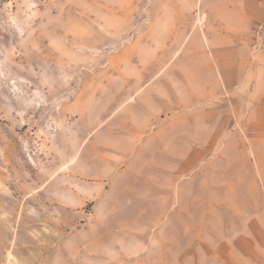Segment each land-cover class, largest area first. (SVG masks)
Returning <instances> with one entry per match:
<instances>
[{
	"label": "rangeland",
	"instance_id": "1",
	"mask_svg": "<svg viewBox=\"0 0 264 264\" xmlns=\"http://www.w3.org/2000/svg\"><path fill=\"white\" fill-rule=\"evenodd\" d=\"M204 14L201 0H0V264H264L261 110L172 105L196 30L209 53ZM174 132L189 154L170 170L149 138ZM170 171V189L143 190Z\"/></svg>",
	"mask_w": 264,
	"mask_h": 264
},
{
	"label": "crops",
	"instance_id": "2",
	"mask_svg": "<svg viewBox=\"0 0 264 264\" xmlns=\"http://www.w3.org/2000/svg\"><path fill=\"white\" fill-rule=\"evenodd\" d=\"M201 5L206 16L203 34L209 53L204 50L200 40L201 35L196 30L195 37L189 40V47L197 48V55L191 54V63L188 67L190 93L179 94V97L174 98L175 102L172 105L181 106V99H184L186 102L189 100L191 106H207V108L209 106H229L225 97L236 96L239 100L238 106H251V109L261 110L259 116H251L248 120H251V124L257 130L254 131L255 142L264 143V33L261 37L262 41L259 39L257 41V43L260 42L258 45L261 48L256 53H253L252 49L256 43L255 31L258 27L264 28V0H201ZM203 58H205L206 65L198 61H203ZM215 100H220L221 103H216ZM148 108L151 111L157 109L152 104ZM213 115L214 111L211 109L205 119L206 127H211L210 143H213L217 136L213 133ZM171 124L177 123L172 121ZM183 137L184 142L195 140L191 134ZM179 138L180 136H177L175 132L169 136L161 133L154 134L149 138L150 143L156 142L157 144V151L154 154L161 160L158 162L163 168L170 165L169 169L174 170L172 162L167 163L163 160L182 158L189 154L181 150L182 141H179ZM255 157L264 159V151L259 150L257 144ZM258 168L263 173L264 162L261 161ZM146 178L148 182L144 183L145 188L141 186L133 188L139 191H149V186L155 184L158 190L170 189L177 181H180L181 172H178V175L172 171L163 172L157 174V177L149 175ZM148 219L159 224L172 222V218L165 214L156 218L151 216ZM156 233L154 238L157 237L156 235L162 237L165 235L163 232ZM168 243H171L169 239ZM146 245L145 243L140 251L133 252L135 247L140 246L137 243L132 247L131 254L141 251L142 254L149 252V247L144 250ZM172 245L175 246V243L172 242ZM162 251L163 248L160 247L159 253L161 254ZM173 253L176 255L175 252Z\"/></svg>",
	"mask_w": 264,
	"mask_h": 264
}]
</instances>
